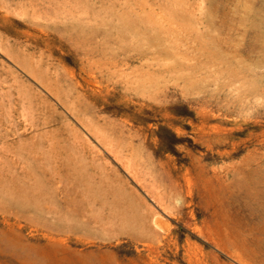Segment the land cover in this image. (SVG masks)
Masks as SVG:
<instances>
[{"label": "rangeland", "instance_id": "obj_1", "mask_svg": "<svg viewBox=\"0 0 264 264\" xmlns=\"http://www.w3.org/2000/svg\"><path fill=\"white\" fill-rule=\"evenodd\" d=\"M0 264H264V0H0Z\"/></svg>", "mask_w": 264, "mask_h": 264}, {"label": "trees", "instance_id": "obj_2", "mask_svg": "<svg viewBox=\"0 0 264 264\" xmlns=\"http://www.w3.org/2000/svg\"><path fill=\"white\" fill-rule=\"evenodd\" d=\"M5 26H3V29L7 30L6 28H4ZM161 145H162V142H161Z\"/></svg>", "mask_w": 264, "mask_h": 264}]
</instances>
